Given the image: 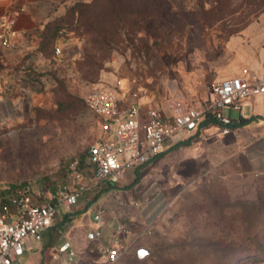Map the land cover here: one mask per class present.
<instances>
[{
    "label": "rangeland",
    "instance_id": "rangeland-1",
    "mask_svg": "<svg viewBox=\"0 0 264 264\" xmlns=\"http://www.w3.org/2000/svg\"><path fill=\"white\" fill-rule=\"evenodd\" d=\"M262 11L264 0H75L24 59L25 118L0 129V204L20 184L51 199L88 166L102 130L85 99L105 83L136 84L168 115L209 100L214 59ZM171 149L182 183L116 264H264V174L214 167L196 143Z\"/></svg>",
    "mask_w": 264,
    "mask_h": 264
},
{
    "label": "crops",
    "instance_id": "crops-1",
    "mask_svg": "<svg viewBox=\"0 0 264 264\" xmlns=\"http://www.w3.org/2000/svg\"><path fill=\"white\" fill-rule=\"evenodd\" d=\"M74 1L0 0V26L13 19L18 35L12 48L0 46V129L23 122L30 76L25 75L28 60L24 59L32 52L38 32L63 15ZM244 69L248 75L264 79V11L229 37L219 59H214L213 81L240 76ZM232 116L236 124L241 118L247 123L232 126L228 133H223L219 123L204 122L191 134L174 137L165 152L141 169L128 170L119 185L88 190L74 207H62L42 239H29L24 255L13 264H63L69 250L76 251L82 264H108L103 247L110 245L116 236L123 244L129 243L152 226L164 213L170 193L182 183L181 171L177 169L182 158L172 159L176 150L171 149L179 142L199 145L204 158L214 167L228 164L239 169L245 167L249 175H263L264 94L243 103L242 117ZM114 187L130 191L118 198ZM100 212V220H96ZM120 225L127 228L125 233H118ZM99 229L102 235L97 237L95 232ZM53 251L61 253L59 261L53 259Z\"/></svg>",
    "mask_w": 264,
    "mask_h": 264
},
{
    "label": "built area",
    "instance_id": "built-area-1",
    "mask_svg": "<svg viewBox=\"0 0 264 264\" xmlns=\"http://www.w3.org/2000/svg\"><path fill=\"white\" fill-rule=\"evenodd\" d=\"M14 20L0 26V46H14L17 32ZM61 50L56 49V54ZM264 94V79L242 75L224 79L212 86V96L204 103L166 114L152 100L147 99L136 84L121 79L105 83L90 93L85 101L101 127V136L89 147L88 166L72 167L69 181L48 200L37 199L28 185L20 184L8 204H0V264H13L24 255L29 239L40 241L51 228L60 209L74 207L88 190H102L105 185H119L128 170H139L166 151L171 140L179 134H191L204 122L222 125L223 133L236 122L232 112L242 117L243 103ZM101 212L95 217L100 220ZM125 233V226L117 227ZM102 235L101 229L95 232ZM143 237L138 234L123 244L116 236L103 247L108 264H116L120 257ZM59 261L61 253L53 251ZM63 264H82L74 250L66 253Z\"/></svg>",
    "mask_w": 264,
    "mask_h": 264
},
{
    "label": "water",
    "instance_id": "water-1",
    "mask_svg": "<svg viewBox=\"0 0 264 264\" xmlns=\"http://www.w3.org/2000/svg\"><path fill=\"white\" fill-rule=\"evenodd\" d=\"M149 253H150L149 250H147V249H143V250H140L138 254H139V257H140V258H143V257L149 255Z\"/></svg>",
    "mask_w": 264,
    "mask_h": 264
},
{
    "label": "trees",
    "instance_id": "trees-1",
    "mask_svg": "<svg viewBox=\"0 0 264 264\" xmlns=\"http://www.w3.org/2000/svg\"><path fill=\"white\" fill-rule=\"evenodd\" d=\"M48 24H49V23H48ZM48 24H47V25H48ZM47 25L45 26V28L47 27ZM246 123H247V120L244 119V118H241L240 121H239V123H237V124L234 123V124L231 125V127H232V126H233V127H236L237 125H245Z\"/></svg>",
    "mask_w": 264,
    "mask_h": 264
}]
</instances>
